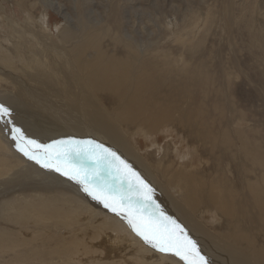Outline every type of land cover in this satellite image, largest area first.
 I'll list each match as a JSON object with an SVG mask.
<instances>
[{"label": "bare ground", "instance_id": "bare-ground-1", "mask_svg": "<svg viewBox=\"0 0 264 264\" xmlns=\"http://www.w3.org/2000/svg\"><path fill=\"white\" fill-rule=\"evenodd\" d=\"M29 31L34 32L30 27ZM65 32L64 36H38L39 33L16 36L15 42L9 36L0 37V88L6 82L14 91V94L8 92L9 97H6L8 93L0 92V97L14 104L15 121L26 126L28 136L35 135L40 149L34 154H24L23 145L8 137L7 121L0 119V223L16 224L18 233L34 234L33 238L36 233L32 226L49 222L72 234L71 239L49 245L48 254H58L56 257L60 259L59 262L54 261V255L50 257L54 264H187L181 256L162 252L145 241L126 218L131 209L160 228L174 230L182 239L183 235L191 238L208 264H263L255 260L256 239L250 231L246 234L252 242L249 253L242 247L245 240L241 233L214 234L200 221L213 209L235 220L242 217L241 210L246 205L251 210L248 216L252 215V222L255 209L264 210L255 181L248 183L249 204H245L241 189L234 182L213 176L208 171L209 164L202 159L205 151H215L221 142L234 146L233 138L227 132L220 138L204 126L197 133V140L192 133L190 138V142L197 143L198 157L192 159L182 142L179 145L175 141L173 149L178 161L171 153L168 163L163 162L162 156L156 164L151 163L145 151H141L138 136H147L145 140L156 145L157 139L149 135L175 121L177 111L183 116L182 124L190 122L195 115L198 117L199 112L190 100L186 106L170 110L150 101L153 95L148 94H154V90L151 92L149 85L171 70L165 73L152 62L154 59L147 61L141 44L137 50L124 51V57H115L116 54L102 49L96 36H66L68 30ZM69 140L80 143H60ZM199 140L211 145L205 147ZM241 143L245 142L239 141L240 148ZM156 147L147 150L148 156L155 155L160 148L166 154L170 148ZM103 149L114 152L119 159L110 156L104 159ZM254 149L252 159L258 158ZM121 161L130 166L131 171L125 169V177L130 180H119L116 168L124 167ZM196 161L199 162L197 173L203 172L202 178L194 176L191 166ZM44 163L55 166L44 167ZM212 165L214 169L217 167L216 163ZM56 167L62 170L56 171ZM65 170L69 175L63 174ZM132 173L138 174L147 189ZM121 185L127 189L118 195L123 191ZM86 187L89 191H85ZM93 192L109 198V202L112 196L117 199L123 196L124 207L114 212L105 206L104 198H95ZM198 212H202L199 218ZM173 221L179 228L174 227ZM6 233V229L0 228V250L8 245L17 250L16 247L31 239L21 238L22 234L8 239ZM31 250L36 255L42 254L38 247ZM259 255L264 259V251Z\"/></svg>", "mask_w": 264, "mask_h": 264}, {"label": "rangeland", "instance_id": "rangeland-1", "mask_svg": "<svg viewBox=\"0 0 264 264\" xmlns=\"http://www.w3.org/2000/svg\"><path fill=\"white\" fill-rule=\"evenodd\" d=\"M29 27L34 32L30 33ZM66 30V36H96L102 49L116 54L115 57H124V51L137 50L141 44L147 61L154 59L152 62L165 73L171 70L149 85V90H154L155 94H148L153 95V100H149L158 103V107L161 104L167 106L169 110L171 107H184L191 101L199 112L198 117L195 115L190 122L182 124L183 116H179L177 111V118L171 120V125L149 135L157 139L155 146L145 140L147 136H138L141 151H145L151 163L156 164L162 156L166 164L171 153L177 160L173 149L175 141L179 145L182 142L181 146L185 152L189 150L192 159L198 157L197 143L190 142V138L192 133L197 140V133L204 126L206 131L210 128V133H218L220 138L227 132L235 145L231 147L230 144L229 147L221 142L215 151H205L202 159L209 164L208 171L213 176L234 182L241 189L245 204H249V198H246L248 183L255 181L264 203V0H0V37L9 36L15 42L16 36H37L38 33V36H64ZM152 62L148 64L149 68ZM168 77H173V80ZM2 87L1 93L11 91L14 94L11 84L3 82ZM9 96L10 93L6 97ZM10 102L0 97V104L12 109L3 117L10 129L8 137L25 146H22L24 154H34L39 149L38 141L34 139L35 135L28 136L24 124L15 121L14 104ZM32 139L34 143H30ZM240 140L245 142L241 143V148ZM205 142L199 140L205 147L211 145ZM159 145L165 149L170 146L167 155L160 148L155 155L151 153L148 156L147 150H155L153 147ZM251 146L256 147L258 154L255 155L259 159L251 158V151L255 150L248 152ZM213 163L217 164L215 169ZM198 165L196 161L191 167L194 176L202 178L203 172L197 173ZM116 173L119 180L127 179L124 167L116 168ZM121 188L123 191L118 195L127 189L123 185ZM158 209L161 211L160 207ZM241 213L242 217L231 221L213 209L205 214L207 218L200 221L214 234H225L226 231L241 233L247 241H243L242 247L249 253L252 242L246 234L250 231L256 239L255 260L264 264L259 255L264 251V210L255 209L252 222V215L248 216L251 210L246 205ZM196 215L198 217L202 212ZM18 227L9 222L0 223V228L8 231L5 235L8 239L22 234L18 233ZM32 227L36 237L33 238L34 234L26 235L31 239L16 247L17 250L15 246L8 248L9 245L1 249L0 264H54L50 257H55L54 261L60 260L56 257L58 254H48L49 245L71 239L72 234L52 226V222ZM26 236L22 234L20 237L26 239ZM34 247H38L42 254L36 255L35 250H31Z\"/></svg>", "mask_w": 264, "mask_h": 264}, {"label": "snow or ice", "instance_id": "snow-or-ice-1", "mask_svg": "<svg viewBox=\"0 0 264 264\" xmlns=\"http://www.w3.org/2000/svg\"><path fill=\"white\" fill-rule=\"evenodd\" d=\"M9 112V109L6 108L3 104H0V119L4 117L5 114ZM30 143H34L33 141H30ZM61 144H79V141L69 140V141H62ZM92 143V142H87ZM102 147V146H98ZM105 153L104 159H107L109 156L113 159H119L114 152H111L108 149H103ZM27 154V153H26ZM35 159V157H32ZM121 164H123L124 168L128 171H131L130 166H128L126 163L121 161ZM55 165L44 163V167H54ZM62 169L60 167H56V171H61ZM64 175H69V171L65 170ZM136 176L137 180L139 181V184L147 189V185L139 179L138 174L132 173ZM73 178L76 179L77 175H73ZM85 191H89V189L86 187ZM150 191V189H149ZM93 195L95 198L105 199V206L110 207L112 211L116 212L118 209H122L124 207L125 201L123 196H120L119 199H117L116 196H112L111 202H109V198L107 197H100L96 196V194L93 192ZM150 200L151 198L148 197ZM126 218L129 221V224L133 227V229L144 238L145 241L149 242L154 248L159 249L162 252H173L176 255L181 256L182 259L187 261V264H208V260L206 257L202 256L199 252V249L196 246L195 241L191 240V238L187 237L186 235H183V229H180L181 234L183 235V239L181 237H178L175 235L174 230H170L168 228H160L158 227L151 219H146L143 216L137 215L135 212H133L131 209L128 210L126 213ZM175 228H179V225H176L175 222H172ZM194 256V259H190L189 257Z\"/></svg>", "mask_w": 264, "mask_h": 264}]
</instances>
